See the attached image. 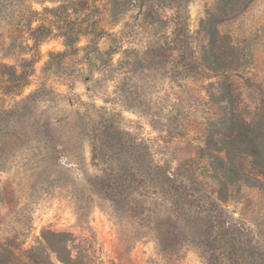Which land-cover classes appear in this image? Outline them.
<instances>
[{"label": "rangeland", "instance_id": "374dc122", "mask_svg": "<svg viewBox=\"0 0 264 264\" xmlns=\"http://www.w3.org/2000/svg\"><path fill=\"white\" fill-rule=\"evenodd\" d=\"M251 143L264 0H0V263L51 231L94 264H264Z\"/></svg>", "mask_w": 264, "mask_h": 264}, {"label": "trees", "instance_id": "16d2710c", "mask_svg": "<svg viewBox=\"0 0 264 264\" xmlns=\"http://www.w3.org/2000/svg\"><path fill=\"white\" fill-rule=\"evenodd\" d=\"M43 28L37 27L35 29L30 30L31 40L38 44L42 42V37H39V33ZM4 91L6 93H14L18 89L16 84L11 83L4 84ZM241 136V135H240ZM242 137V136H241ZM244 137H248V132L245 133ZM243 142V141H242ZM252 150L250 157H252V164L254 165L257 174L260 176H264V151L257 150L255 145L251 143ZM224 153V157H214V163L219 165V168H216V172L219 175L223 174V178L227 181L224 174L226 173L229 177L231 173H234L231 166L232 163H226L229 158V151H221ZM215 169V168H214ZM218 194H223V186H225V182H222L221 179L217 178ZM248 183L252 186H256V182L252 179H246ZM260 185V184H259ZM261 186V185H260ZM16 251L18 250H9V252L5 253L7 260L0 264H18L16 262ZM3 254H1L2 256ZM53 255L57 258L59 262L62 264H94L92 258L88 250H85L80 244H75L74 238L72 234L63 233V232H47L42 237V242H39L38 245L33 246L31 250L26 252V257L28 264H56Z\"/></svg>", "mask_w": 264, "mask_h": 264}]
</instances>
